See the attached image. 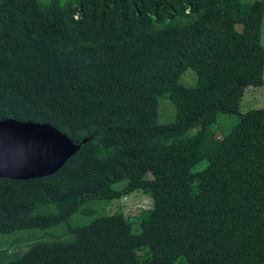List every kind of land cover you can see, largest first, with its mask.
<instances>
[{"label":"trees","instance_id":"16d2710c","mask_svg":"<svg viewBox=\"0 0 264 264\" xmlns=\"http://www.w3.org/2000/svg\"><path fill=\"white\" fill-rule=\"evenodd\" d=\"M263 31L264 0H0V121L81 145L50 176L0 178V236L154 203L0 264H264V108L240 112L264 85ZM220 114L239 122L219 139Z\"/></svg>","mask_w":264,"mask_h":264},{"label":"rangeland","instance_id":"374dc122","mask_svg":"<svg viewBox=\"0 0 264 264\" xmlns=\"http://www.w3.org/2000/svg\"><path fill=\"white\" fill-rule=\"evenodd\" d=\"M255 0H242L243 3L251 4ZM262 42L264 44V31ZM195 73L189 70L186 75V82L194 84ZM163 121H172L176 115L175 107L169 99L162 100ZM264 108V85L258 88H250L244 95L240 112L247 113L252 110ZM161 120V121H162ZM162 121V122H163ZM239 122V115L220 114L217 123L213 126L215 135L220 139L228 135ZM123 185H120L122 187ZM154 206L152 199L141 193H133L122 196L112 202L97 201L91 202L85 206L86 210L94 213L84 215L81 212L74 214L66 223L48 229H31L16 231L8 236H0V256L5 259H15L24 253L27 248L34 242L45 240L52 241L60 238H69L71 235L68 230L89 224L96 216L108 215L117 208H122L125 215L131 220L136 221L138 214L143 210H149ZM139 226H136L138 228ZM140 232V231H137Z\"/></svg>","mask_w":264,"mask_h":264},{"label":"water","instance_id":"95a60500","mask_svg":"<svg viewBox=\"0 0 264 264\" xmlns=\"http://www.w3.org/2000/svg\"><path fill=\"white\" fill-rule=\"evenodd\" d=\"M81 148L48 124L0 121V178L29 180L56 173Z\"/></svg>","mask_w":264,"mask_h":264},{"label":"clouds","instance_id":"9594fccd","mask_svg":"<svg viewBox=\"0 0 264 264\" xmlns=\"http://www.w3.org/2000/svg\"><path fill=\"white\" fill-rule=\"evenodd\" d=\"M49 125V124H48ZM47 177V176H46Z\"/></svg>","mask_w":264,"mask_h":264}]
</instances>
